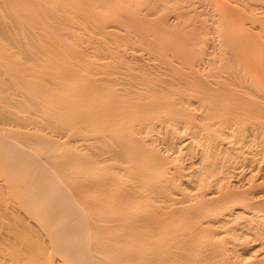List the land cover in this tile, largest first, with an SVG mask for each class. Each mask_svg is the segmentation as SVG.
<instances>
[{
  "label": "bare ground",
  "instance_id": "obj_1",
  "mask_svg": "<svg viewBox=\"0 0 264 264\" xmlns=\"http://www.w3.org/2000/svg\"><path fill=\"white\" fill-rule=\"evenodd\" d=\"M139 2L0 0V264H264V0Z\"/></svg>",
  "mask_w": 264,
  "mask_h": 264
},
{
  "label": "rangeland",
  "instance_id": "obj_2",
  "mask_svg": "<svg viewBox=\"0 0 264 264\" xmlns=\"http://www.w3.org/2000/svg\"><path fill=\"white\" fill-rule=\"evenodd\" d=\"M188 1H191V2L194 1V2H196L197 0H188ZM141 4H144V0H143V2H141V0H140V2L138 3V5H141ZM172 4H174V2ZM197 5H199V4H197ZM204 17L205 16H200V18H204Z\"/></svg>",
  "mask_w": 264,
  "mask_h": 264
}]
</instances>
